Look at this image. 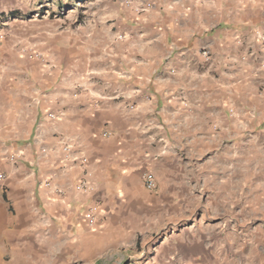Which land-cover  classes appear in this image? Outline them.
<instances>
[{
  "label": "crops",
  "instance_id": "1",
  "mask_svg": "<svg viewBox=\"0 0 264 264\" xmlns=\"http://www.w3.org/2000/svg\"><path fill=\"white\" fill-rule=\"evenodd\" d=\"M67 10L37 29L36 56L0 73V256L18 257L29 234L71 239L88 258L130 244L142 214L192 212L198 192V218L164 260L179 248L182 264H264V0ZM84 171L89 193L74 188ZM94 199L90 227L82 213Z\"/></svg>",
  "mask_w": 264,
  "mask_h": 264
},
{
  "label": "rangeland",
  "instance_id": "2",
  "mask_svg": "<svg viewBox=\"0 0 264 264\" xmlns=\"http://www.w3.org/2000/svg\"><path fill=\"white\" fill-rule=\"evenodd\" d=\"M69 1L0 0V67L3 68L0 73L4 72L9 60L24 59L28 52H36L27 45L36 46L37 29L51 20L53 14L69 11ZM11 11L16 17L9 16ZM242 167L237 166L239 171ZM201 200L198 192H192L185 203L193 208L192 212L142 214L138 228L131 230L130 244L98 250L88 258L73 255L75 250L71 239L59 245L52 240L51 244H41L36 236L24 234L26 245L21 248L22 253L16 258L8 253L1 255L0 264H182L179 248L170 255L172 259L166 261L163 256L170 248L179 247L176 238L183 226L197 220ZM4 247L9 250L8 246Z\"/></svg>",
  "mask_w": 264,
  "mask_h": 264
},
{
  "label": "built area",
  "instance_id": "3",
  "mask_svg": "<svg viewBox=\"0 0 264 264\" xmlns=\"http://www.w3.org/2000/svg\"><path fill=\"white\" fill-rule=\"evenodd\" d=\"M263 39V37H262ZM204 55L207 56V52H203ZM36 52H28L27 56L29 58L36 56ZM47 116L51 119H55L56 115L52 113H48ZM103 135L107 136L108 133H104ZM62 144V150L66 152L68 155L71 153V143H69L65 139H60ZM73 160H79L81 166H84L87 162V158L85 156H72ZM88 173L84 171V174L74 185V188L77 192L81 193H89L93 190L92 184L87 179ZM4 174L0 172V180L4 179ZM142 183L146 190L148 191H155L157 187L156 180L154 176L150 172H145L142 174ZM47 184V183H46ZM57 193L61 192L59 189L56 190ZM101 210V203L99 200H92L83 210L82 219L86 222V224L90 227H93L97 220L101 217L100 214Z\"/></svg>",
  "mask_w": 264,
  "mask_h": 264
},
{
  "label": "trees",
  "instance_id": "4",
  "mask_svg": "<svg viewBox=\"0 0 264 264\" xmlns=\"http://www.w3.org/2000/svg\"><path fill=\"white\" fill-rule=\"evenodd\" d=\"M9 16H11V17L13 18V17H16V14H15L14 11H11V12L9 13Z\"/></svg>",
  "mask_w": 264,
  "mask_h": 264
}]
</instances>
